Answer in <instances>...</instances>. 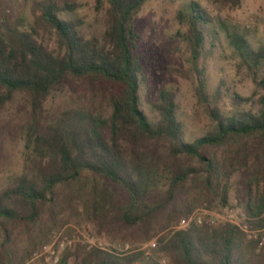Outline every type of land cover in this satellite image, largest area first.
Wrapping results in <instances>:
<instances>
[{"label":"trees","instance_id":"1","mask_svg":"<svg viewBox=\"0 0 264 264\" xmlns=\"http://www.w3.org/2000/svg\"><path fill=\"white\" fill-rule=\"evenodd\" d=\"M151 1L38 0L29 14L13 16L0 0V111L17 94L31 111L24 170L0 191L1 248L10 228L30 231L43 214L53 217L67 190L71 211L81 201L99 235L120 227L142 244L157 238L122 253L95 248L79 264H264V45L256 49L199 2L181 6L171 39L188 65L167 71L190 84L207 117L189 134L180 88L149 90L138 18ZM220 40L233 54L228 65L251 75L249 96L223 77L211 84L207 61ZM83 79L110 92L109 113L74 103L51 112L50 97ZM234 189L256 239L233 223L180 228L199 206L228 208Z\"/></svg>","mask_w":264,"mask_h":264},{"label":"rangeland","instance_id":"2","mask_svg":"<svg viewBox=\"0 0 264 264\" xmlns=\"http://www.w3.org/2000/svg\"><path fill=\"white\" fill-rule=\"evenodd\" d=\"M38 0H2L4 9H8L13 16L30 13L34 2ZM78 1L83 5L93 3V0H69ZM196 1L214 14L226 18L231 24L237 26L241 33H245L253 47L258 49L264 45V0H243L238 7L221 6L215 0H174L151 1L142 10L138 24L141 31V53L149 62L150 81L149 90L154 92L164 86L180 88L184 113H186V128L189 134L194 128H202L207 122L205 112L196 104V99L190 84L175 75L168 73L167 68H183L186 63V55H183L182 46L172 40L180 26L176 15L184 3ZM25 13V14H26ZM227 43L217 41L213 58H208V74L211 84H216L223 77L236 86V90L244 96H249L254 90L251 75L244 68L239 71L228 65L233 56L226 50ZM222 54L226 58L222 57ZM223 68V73L221 72ZM109 91L101 84H91L87 79L72 81L65 84L55 92L47 104L51 112H56L62 107L74 104H92L97 110L103 109L108 114ZM30 104L22 94H17L12 102L0 111V191L8 186L14 178L24 170L25 164V132L30 119ZM66 191L59 195L60 205L57 211L50 216L49 211L42 215L40 221L30 231L22 226L10 228L12 235L10 241L3 248L0 246V255L4 264H60L65 256L69 257L70 264L82 262L92 249H88L94 238L101 242L106 250H115L119 253L132 249H145L152 247V243H143L140 234L128 232L126 229L112 228L110 233L98 234V227L92 224L81 207V201H76V209L71 211ZM67 196V198H66ZM235 200V189L231 191V204L228 208L214 206L208 209L197 207L186 220L188 223L180 225L186 228L191 224L202 225L208 221L212 224L233 223L240 226L249 239H256L258 231H250L244 223L242 210ZM62 234L72 243V247L66 243L64 247L57 245L52 247L53 238ZM167 232L165 233V235ZM3 241L0 238V242ZM103 250V249H99ZM13 257V258H11ZM10 258L12 262L10 263Z\"/></svg>","mask_w":264,"mask_h":264},{"label":"built area","instance_id":"3","mask_svg":"<svg viewBox=\"0 0 264 264\" xmlns=\"http://www.w3.org/2000/svg\"><path fill=\"white\" fill-rule=\"evenodd\" d=\"M188 223V221H183L182 224ZM66 240L68 241V239L65 237H63L62 234H59L58 236L53 238V242H52V247L54 246H58V247H64ZM91 244L89 245L88 249H92V248H97V249H103L106 250V248L103 246V244L101 242H97L94 238L90 241ZM70 248L72 247V243L70 241H68L67 243Z\"/></svg>","mask_w":264,"mask_h":264}]
</instances>
